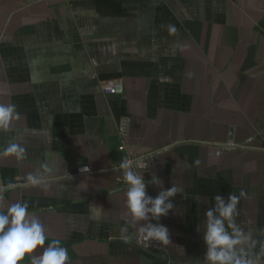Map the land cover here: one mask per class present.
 I'll list each match as a JSON object with an SVG mask.
<instances>
[{
	"label": "crops",
	"instance_id": "0c3cea01",
	"mask_svg": "<svg viewBox=\"0 0 264 264\" xmlns=\"http://www.w3.org/2000/svg\"><path fill=\"white\" fill-rule=\"evenodd\" d=\"M0 103L20 114L0 129V211L28 202L71 264H203L197 228L229 193L264 264V0H0ZM145 155L148 194L180 192L151 221L164 251L130 241L119 186Z\"/></svg>",
	"mask_w": 264,
	"mask_h": 264
},
{
	"label": "clouds",
	"instance_id": "9594fccd",
	"mask_svg": "<svg viewBox=\"0 0 264 264\" xmlns=\"http://www.w3.org/2000/svg\"><path fill=\"white\" fill-rule=\"evenodd\" d=\"M170 31H175L174 27H170ZM19 115L15 104L0 103V129L9 127ZM3 152L18 153L21 159L25 155L24 149L17 143L8 144ZM117 167L127 185L128 215L139 225V232L148 240L169 242L167 227L151 221L167 216L174 208L172 199L180 193L176 186L162 189L153 197L147 192L148 185H160L162 182L156 176H152L150 181L145 180V171L141 170L147 165L142 159L125 157ZM28 179L33 185L44 183L39 171ZM213 201L197 228L202 233L206 248L203 264H253L248 251L250 236L237 222L240 196L229 193L225 199L216 194ZM29 208L28 202H17L6 211H0V264H25L26 260L29 264H71L68 249L60 240L46 243L48 236L45 228L38 218H29Z\"/></svg>",
	"mask_w": 264,
	"mask_h": 264
},
{
	"label": "built area",
	"instance_id": "2783aa9c",
	"mask_svg": "<svg viewBox=\"0 0 264 264\" xmlns=\"http://www.w3.org/2000/svg\"><path fill=\"white\" fill-rule=\"evenodd\" d=\"M101 90L104 95L106 96H114V95H119L123 92V86L120 83L116 82H107L104 84H101ZM119 151H124V146L121 144L118 147ZM130 158L128 156H124L123 158ZM152 158V155H145V156H140L136 158H130L133 160L136 159H142L143 162L148 165L149 160ZM119 186L122 188H127L126 183L124 180H121L119 182ZM130 241L137 247L142 248V249H150V250H156V251H164L166 248V243L165 241H159V240H148L144 238V236L139 232H135L131 235Z\"/></svg>",
	"mask_w": 264,
	"mask_h": 264
}]
</instances>
